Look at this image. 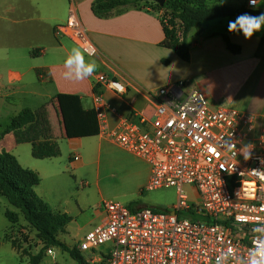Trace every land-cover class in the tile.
Wrapping results in <instances>:
<instances>
[{
    "label": "crops",
    "instance_id": "obj_1",
    "mask_svg": "<svg viewBox=\"0 0 264 264\" xmlns=\"http://www.w3.org/2000/svg\"><path fill=\"white\" fill-rule=\"evenodd\" d=\"M96 1L0 0V134L23 110L36 113L33 124L3 138L1 149L14 156L24 169L38 173L41 183L36 193L53 212L78 220L96 203L94 218L98 223L90 228L105 220L99 208L105 202V173L114 153L129 158L138 167L143 178L136 189L138 196L150 180V166L145 161L100 133V125L92 115L97 73L127 88L123 97L104 90L106 101L117 112L108 117L112 129L121 120H152L154 104L148 94L156 95L161 88L179 81H186L189 90L205 93L213 109L226 107L254 114L264 125V45L259 51L264 31L245 39L242 33L228 31V21L235 17L206 22L200 32L190 36L191 60L186 63L162 46L163 12L125 7L97 17L92 11ZM203 1L230 6L248 2ZM72 4L97 49L93 57L86 56L67 36L56 33L57 28L66 25ZM253 9L264 10V0H257ZM227 42L239 48V53L231 52ZM74 48L81 50L86 63L96 65L84 79H75L72 65L64 66ZM46 141L58 144L60 157H33V144ZM7 210V204L0 200V264H18L19 254L9 240L13 225L6 217Z\"/></svg>",
    "mask_w": 264,
    "mask_h": 264
},
{
    "label": "built area",
    "instance_id": "obj_2",
    "mask_svg": "<svg viewBox=\"0 0 264 264\" xmlns=\"http://www.w3.org/2000/svg\"><path fill=\"white\" fill-rule=\"evenodd\" d=\"M56 33L70 38L86 56L97 54L74 4ZM86 49H94L93 54ZM188 85L179 81L149 93L152 120H121L112 129L108 117L117 112L104 90L123 97L127 88L96 74L92 115L101 135L150 166L145 191L175 188L179 200L165 212L103 202L99 210L105 220L78 243L80 252L95 254L111 245V253L102 255L105 264H216L222 256L223 264H251L253 258H264L258 253L264 232L256 231L264 229V125L254 114L213 109L205 93ZM245 145L248 160L241 155ZM186 187L197 200H189ZM56 253L47 249L42 264H59Z\"/></svg>",
    "mask_w": 264,
    "mask_h": 264
},
{
    "label": "trees",
    "instance_id": "obj_3",
    "mask_svg": "<svg viewBox=\"0 0 264 264\" xmlns=\"http://www.w3.org/2000/svg\"><path fill=\"white\" fill-rule=\"evenodd\" d=\"M141 4H153L154 11L163 12L160 18L165 34L162 46L174 51L177 57L186 63L191 60L190 36L194 31L200 32L204 23L236 17L244 12L253 16L264 12L248 8L247 4L213 5L203 0H166L163 7L150 0H97L92 5V11L97 17H106L116 9L140 8ZM263 45L264 37L259 51L263 49ZM227 46L231 52L239 53V48L229 42ZM35 120L36 113L25 109L12 118L7 129L0 134V197L5 198L12 207L23 214L26 222L47 242V247L60 248L78 264H86L77 249H71L58 240L71 222V218L66 214L53 212L52 208L37 195L36 188L41 183L38 173L24 169L14 156L1 149V142L6 135L26 128ZM32 152L33 157L39 160L58 158L61 155L58 144L53 141L35 142ZM131 210L134 211L132 208ZM5 214L12 225L16 224L20 217L17 212L9 210ZM43 260V256L40 255L32 260L31 264H42Z\"/></svg>",
    "mask_w": 264,
    "mask_h": 264
},
{
    "label": "rangeland",
    "instance_id": "obj_4",
    "mask_svg": "<svg viewBox=\"0 0 264 264\" xmlns=\"http://www.w3.org/2000/svg\"><path fill=\"white\" fill-rule=\"evenodd\" d=\"M139 7L155 8L153 4H141ZM111 160V165L105 173V202H118L130 209L151 208L157 212L170 211L178 204V193L175 188L142 191L138 196L136 189L138 185L142 184L143 178L138 172L136 164L129 158L122 157L117 153L111 156ZM185 192L190 201L197 200V195L191 187H186ZM0 200L7 204L9 211H18L20 215L18 222L12 226L8 233L9 240L14 244L15 250L19 254L18 264H31L32 260L40 255L44 258L43 262L46 261L44 252L53 247H47V242L39 237L38 232L26 222L19 210H15L8 205L5 199L1 198ZM130 200L132 202H129ZM93 205V212L90 211L83 218L72 220L70 217L71 222L64 233L58 237L62 244L79 251L78 243L96 227L90 228V225L97 221L94 218V214L97 215V213H94L97 206L96 203ZM97 223L95 224L97 225ZM7 225L9 226L10 223H7ZM55 249L59 264H78L77 261L73 260L69 254L63 252L60 248ZM111 251V245H107L95 254L82 253L80 251L79 253L86 264H105L104 256L110 254Z\"/></svg>",
    "mask_w": 264,
    "mask_h": 264
},
{
    "label": "clouds",
    "instance_id": "obj_5",
    "mask_svg": "<svg viewBox=\"0 0 264 264\" xmlns=\"http://www.w3.org/2000/svg\"><path fill=\"white\" fill-rule=\"evenodd\" d=\"M249 6L255 8L257 4V0H248ZM228 31L230 33H235L237 35L243 34L245 39H251L255 34L264 31V12L260 13L258 16H253L247 12L241 13L236 16L235 19L228 21ZM88 55H92L94 49L85 50ZM72 65L77 75L75 79L80 80L90 76L96 68L95 63L89 62L86 63L84 60V54H82L81 50L78 48H74L72 50V55L65 61L64 66ZM65 77H69L67 73L64 74ZM117 87H119L117 85ZM241 155H243L245 160L251 158V152L248 150V146L245 145L242 147ZM264 163V161H262ZM258 232H264V229H256ZM259 255L264 257V245L261 246V249L258 250ZM226 260V257H217L216 264H223ZM251 264H264V258L257 260L253 258L251 260Z\"/></svg>",
    "mask_w": 264,
    "mask_h": 264
},
{
    "label": "water",
    "instance_id": "obj_6",
    "mask_svg": "<svg viewBox=\"0 0 264 264\" xmlns=\"http://www.w3.org/2000/svg\"><path fill=\"white\" fill-rule=\"evenodd\" d=\"M156 4H158L160 7H163L165 5L166 0H150Z\"/></svg>",
    "mask_w": 264,
    "mask_h": 264
}]
</instances>
